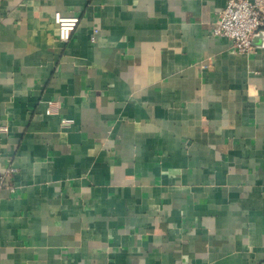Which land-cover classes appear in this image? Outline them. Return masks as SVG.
I'll list each match as a JSON object with an SVG mask.
<instances>
[{"label": "crops", "instance_id": "crops-1", "mask_svg": "<svg viewBox=\"0 0 264 264\" xmlns=\"http://www.w3.org/2000/svg\"><path fill=\"white\" fill-rule=\"evenodd\" d=\"M226 4L0 0V264H264V46Z\"/></svg>", "mask_w": 264, "mask_h": 264}, {"label": "built area", "instance_id": "built-area-1", "mask_svg": "<svg viewBox=\"0 0 264 264\" xmlns=\"http://www.w3.org/2000/svg\"><path fill=\"white\" fill-rule=\"evenodd\" d=\"M54 20L58 27L60 41L69 42L80 17L64 15L58 11L54 15ZM261 27H264V0H227L226 6L218 15L213 34L231 40L234 50L244 54L254 51L253 38ZM97 33L98 30L95 29L91 36L92 41L96 40ZM47 112L51 113L50 110ZM12 172H15L14 168L8 171V173ZM2 178L3 176L0 175V180Z\"/></svg>", "mask_w": 264, "mask_h": 264}, {"label": "water", "instance_id": "water-1", "mask_svg": "<svg viewBox=\"0 0 264 264\" xmlns=\"http://www.w3.org/2000/svg\"><path fill=\"white\" fill-rule=\"evenodd\" d=\"M253 44L257 46H264V27H261V29L255 34Z\"/></svg>", "mask_w": 264, "mask_h": 264}]
</instances>
